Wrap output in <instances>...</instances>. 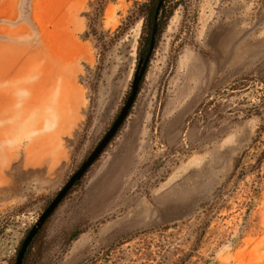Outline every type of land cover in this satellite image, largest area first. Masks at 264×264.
<instances>
[{
	"label": "rangeland",
	"instance_id": "rangeland-1",
	"mask_svg": "<svg viewBox=\"0 0 264 264\" xmlns=\"http://www.w3.org/2000/svg\"><path fill=\"white\" fill-rule=\"evenodd\" d=\"M146 2L0 0V128L21 122L0 141V264L123 106ZM162 6L128 115L26 264H264V0Z\"/></svg>",
	"mask_w": 264,
	"mask_h": 264
},
{
	"label": "water",
	"instance_id": "water-1",
	"mask_svg": "<svg viewBox=\"0 0 264 264\" xmlns=\"http://www.w3.org/2000/svg\"><path fill=\"white\" fill-rule=\"evenodd\" d=\"M162 0H158L155 7V16L160 8ZM155 19V18H154ZM156 20V19H155ZM155 33V26H153L151 31V38L149 40L148 48L142 59L139 60L138 69L133 75L129 94L121 107L119 113L116 118L112 122L111 126L105 132L103 137L99 140V142L95 145L93 150L88 154L85 160L80 164V166L69 176L66 182L62 185V187L58 190L55 196L50 200L48 205L44 208V210L38 216L36 222L31 226L28 230L27 234L22 239L20 246L16 252L14 263L13 264H21L22 259L24 257L25 251L30 244L33 236L37 233L39 228L43 225L45 220L49 217V215L53 212V210L57 207V205L61 202L65 194L69 191V189L73 186V184L81 178V176L85 173V171L91 166V164L97 159L99 154L111 140L113 135L116 133L117 129L122 124L125 119L131 105L134 102L136 97V93L138 90V85L141 81V78L144 74L146 65L148 63L152 48H153V35ZM78 230H75L72 236L77 233Z\"/></svg>",
	"mask_w": 264,
	"mask_h": 264
},
{
	"label": "trees",
	"instance_id": "trees-1",
	"mask_svg": "<svg viewBox=\"0 0 264 264\" xmlns=\"http://www.w3.org/2000/svg\"><path fill=\"white\" fill-rule=\"evenodd\" d=\"M157 1L158 0H148V2H146V3H144L143 5H141V8H143V10L145 11V15H146V19H147V22H148V28H149V31L151 30V27L154 25L155 26V28H156V35L158 34V32H159V18H160V16H161V10H162V5H163V0H162V3H161V6H160V8L158 9V12H157V14H156V16H155V7H156V4H157ZM156 20H155V19ZM156 21V22H155ZM149 31H148V33H149ZM153 48H154V45H155V37L153 38ZM147 44H148V38L146 39V47H147ZM153 48H152V50H153ZM138 88H139V85H138ZM137 92H138V90H137ZM136 95H137V93H136ZM131 107H132V105H131ZM130 110V109H129ZM128 113H129V111H128ZM128 113H127V115H128ZM126 115V116H127ZM126 118V117H125ZM125 120V119H124ZM124 120H123V122H124ZM123 122H122V124H123ZM121 124V125H122ZM121 125H120V127H121ZM119 127V128H120ZM119 128L117 129V131L119 130ZM117 131H116V133H117ZM115 133V134H116ZM115 134L113 135V137L115 136ZM113 137L111 138V140L113 139ZM111 140L108 142V144L111 142ZM107 144V145H108ZM107 145L105 146V148L107 147ZM104 148V149H105ZM104 149L102 150V152L104 151ZM101 152V153H102ZM100 153V154H101ZM100 154H99V156H100ZM98 156V157H99ZM97 157V158H98ZM93 164V163H92ZM91 164V165H92ZM86 172V171H85ZM84 175V174H83ZM82 175V176H83ZM81 176V177H82ZM81 179V178H80ZM79 179V180H80ZM79 180H77L74 184H73V186H75V185H77V183L79 182ZM72 186V187H73ZM71 190V188L69 189V191ZM69 191L65 194V196L69 193ZM65 196L63 197V199L65 198ZM62 199V200H63ZM62 200H61V202H62ZM60 202V203H61ZM59 203V204H60ZM58 204V205H59ZM58 205H57V207H58ZM56 207V208H57ZM55 208V209H56ZM55 209L53 210V212L55 211ZM52 212V213H53ZM52 213L49 215V217L52 215ZM48 217V218H49ZM47 218V219H48ZM47 219L45 220V222L47 221ZM45 222L43 223V225L45 224ZM43 225L39 228V230L37 231V233L33 236V238H32V240H31V242H30V244L28 245V247H27V249H26V251H25V254H24V257H23V259H22V262H21V264H26V261H27V257H28V255H29V252L31 251V249H32V247H33V244H34V242H35V240L37 239V237L39 236V233H40V231H41V229H42V227H43Z\"/></svg>",
	"mask_w": 264,
	"mask_h": 264
},
{
	"label": "bare ground",
	"instance_id": "bare-ground-1",
	"mask_svg": "<svg viewBox=\"0 0 264 264\" xmlns=\"http://www.w3.org/2000/svg\"><path fill=\"white\" fill-rule=\"evenodd\" d=\"M39 110L42 107H38ZM39 122L33 123V126L29 127L31 129H35L36 126H38ZM21 122H11L10 124L4 125V127L0 128V141L6 140L10 137H12L15 134H19L21 129H20Z\"/></svg>",
	"mask_w": 264,
	"mask_h": 264
}]
</instances>
